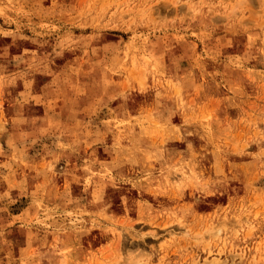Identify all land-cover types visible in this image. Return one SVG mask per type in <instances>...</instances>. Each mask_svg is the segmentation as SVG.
<instances>
[{
  "label": "rangeland",
  "instance_id": "obj_1",
  "mask_svg": "<svg viewBox=\"0 0 264 264\" xmlns=\"http://www.w3.org/2000/svg\"><path fill=\"white\" fill-rule=\"evenodd\" d=\"M0 264H264V0H0Z\"/></svg>",
  "mask_w": 264,
  "mask_h": 264
}]
</instances>
